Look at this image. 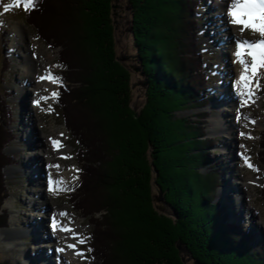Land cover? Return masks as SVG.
<instances>
[{
    "label": "trees",
    "instance_id": "trees-1",
    "mask_svg": "<svg viewBox=\"0 0 264 264\" xmlns=\"http://www.w3.org/2000/svg\"><path fill=\"white\" fill-rule=\"evenodd\" d=\"M129 3L134 46L148 82L146 101L138 112L131 105L132 72L117 55L113 0H37L34 10L27 12V21L35 24L46 42L50 38L41 21L48 25L54 21L55 32L68 42L71 57L61 50L59 60L66 67L62 81L69 84L60 87L57 100L68 127L85 148L79 154L93 156L99 150L93 152V142L82 138V127L73 126L68 113V98L75 92L71 84L82 71L88 76L87 101L83 100L88 126L97 136L99 124H106L108 130L110 147L103 144L100 150L101 157L106 156L104 165L101 157L97 169L87 165L75 195L83 197L82 205L90 202L93 213L102 211V222L92 217L98 228L92 248L102 258L96 264H264V242L240 222H229V208L218 198L228 169L211 156L219 138L207 136L211 112L200 110L214 100L205 93L212 79L207 60L211 53L205 50L202 35L206 1ZM79 51L86 54V66L75 64L78 57L73 52L78 55ZM9 67L5 62V68ZM11 93L0 96V227L9 220L8 211L1 209L9 194L4 170L17 161L6 149L18 138L11 127L13 109L6 99ZM76 103L75 112L81 108ZM192 109L199 112L179 115ZM260 157L264 164V148ZM90 175L93 188L88 189ZM154 189L162 193L172 215L158 209ZM178 242L187 246L190 263L183 261ZM0 264L14 263L1 259L0 252Z\"/></svg>",
    "mask_w": 264,
    "mask_h": 264
},
{
    "label": "rangeland",
    "instance_id": "rangeland-1",
    "mask_svg": "<svg viewBox=\"0 0 264 264\" xmlns=\"http://www.w3.org/2000/svg\"><path fill=\"white\" fill-rule=\"evenodd\" d=\"M205 1L207 8L201 14L202 35L205 36L203 40L205 50L211 53L207 60L211 66L209 69L212 75L205 93L214 100L200 110L209 109L211 113L206 127L212 137L219 138L211 148V156L223 162L224 167L228 169L225 173L228 174L224 179L225 186L218 189L219 198L223 199L222 201L229 208V222H240L243 228L257 236L260 242H264V164L260 157V152L264 148V69H260L255 77L256 84L260 86L253 84L254 93L246 99V90L238 83L242 65L235 56V38L256 41L260 39V36L251 30L242 32L240 27L231 23L228 10L232 0ZM9 5L12 6L8 7ZM6 7L7 11H5ZM130 9L129 0H113V26L117 55L118 59L132 72L131 105L138 112L145 104L147 87L141 84L146 79L142 76L143 69L134 46ZM220 14L226 15V18L222 20ZM41 22L42 25L44 24V32L49 36L50 42H46L39 35L35 24L27 21V11L23 5L16 6L13 0H0V96L4 97L7 92L12 91L11 96L6 99L10 100V107L13 109L14 122L11 127L18 136L17 140L6 148L9 153L16 155L17 161L6 166L4 170L8 176L9 194L4 199L1 209L8 211L9 220L7 226L0 227L1 259H10L14 264H45L43 260L48 261V258L52 259L53 264H61L60 260L63 264L102 263V258L98 259L92 248L93 233L98 229L92 217L95 215L102 222V211L93 213L90 202L86 200L82 205L83 197L76 199L75 195L78 186L82 184L83 172L87 165L90 164L97 169L100 166L97 160L101 157V147L103 144L105 148L110 147L108 130L106 124H99V127L103 129H100V135L97 136L88 126L89 112L84 104L87 101L84 89L87 86L88 76L85 71H82L81 75L75 76L76 80L71 84L75 92H73L74 96L68 98L72 102L71 105L69 101L68 113L72 125L82 127L84 132L82 138L93 142V152L97 148L99 150L93 156H90L88 152L87 156L79 154V150L85 153V148L67 124L63 109L57 100L61 94L60 87L69 82L62 81L54 84L55 92L59 93L58 97H52L53 90H49L45 84L40 83L41 76L45 74L44 62H47L50 56L52 57L47 63L50 66L47 68L48 72L62 78L64 64L59 59L61 50L62 52L65 50V54L71 57L70 53L67 54L65 46L68 42L55 32L54 21L50 25ZM73 53L76 58L78 57V61L75 60L76 66L87 65L84 52L79 51L78 55ZM8 56L9 58L6 59ZM33 58H35L34 61ZM42 59L44 62L41 61ZM245 59L250 61L251 58L245 57ZM71 61L73 63V60ZM5 62L10 65L9 68H5ZM27 63L30 65L29 70L25 67ZM138 67H140L139 72L136 71ZM242 92L245 95H241ZM48 96L53 98L51 102ZM77 96L78 98H75ZM37 100L40 101L39 104L36 103ZM74 101H77V106L81 104V108L76 112V107L73 106ZM220 102L227 104L231 123H223L221 118L211 127L212 117L223 114ZM184 112L191 115L199 110L181 111V113ZM182 115L184 114L180 116ZM77 116L81 118L78 119ZM213 128H216L215 131ZM101 132L105 135L101 136ZM100 136L104 139L102 144L99 143ZM53 141L57 144L54 145ZM229 142L231 144L228 148ZM101 160L100 164L105 162L106 156ZM57 165L59 167H56ZM34 169H39L37 176ZM92 178L90 175L87 187H92ZM50 180L65 181L63 185L57 183L55 186L68 190L50 191ZM99 187L97 189H100ZM153 195H155L154 198L156 197L158 209L172 215V210L164 203L162 193L154 189ZM95 198L97 199L96 196ZM33 201H37V205L32 204ZM43 206L46 210L41 212L38 208ZM61 213H67V216L74 221L73 231L76 233L77 240L71 239L73 236L67 233L68 235L64 234L61 237L59 243L58 240L56 241L54 237L56 231L52 223L55 218L60 225L65 218L60 215ZM104 213L107 212L104 211ZM36 217L39 218L38 220L45 219V226H41L43 228H38L36 223L33 224V218ZM39 222L43 225L42 221ZM47 230L48 236L49 231L53 232L50 239L46 235ZM55 243L60 244L65 250L71 248L70 244H75L81 256L77 260H63L61 251ZM46 245H52L53 249L46 248ZM40 248H44V257L42 253H39ZM182 253L186 259L191 257L189 252ZM191 261L192 258L186 263Z\"/></svg>",
    "mask_w": 264,
    "mask_h": 264
},
{
    "label": "snow or ice",
    "instance_id": "snow-or-ice-1",
    "mask_svg": "<svg viewBox=\"0 0 264 264\" xmlns=\"http://www.w3.org/2000/svg\"><path fill=\"white\" fill-rule=\"evenodd\" d=\"M14 5H23L25 11L30 12L36 7L37 0H13ZM9 5L8 7H11ZM8 8H5L7 11ZM228 15L231 17V23L241 28V31L251 30L259 34L260 39L256 41H248L242 38H235V56L238 58V62L242 65V72L238 83L246 90V99L250 98L253 93V84H256L255 77L260 69H264V0H232L231 6L228 10ZM250 57V61L245 59ZM41 80H47L52 83L62 82V78L56 77L52 73H48L45 76H41ZM259 87V84H256ZM245 95V93H241ZM59 93L53 91L52 97H58ZM40 103L39 100L36 101ZM54 145L57 144L53 141ZM56 167H59L58 165ZM252 167V165H249ZM50 191H66L63 187L57 188L55 185L59 183L63 185L65 181H53L50 180ZM62 216H67V213H61ZM53 228L57 227V222L53 218ZM60 229L66 233H70L73 230L71 228H65L63 221L60 222ZM75 238V237H74ZM83 243V241H81ZM69 247L75 248V244H70ZM60 251H63L61 249Z\"/></svg>",
    "mask_w": 264,
    "mask_h": 264
},
{
    "label": "bare ground",
    "instance_id": "bare-ground-1",
    "mask_svg": "<svg viewBox=\"0 0 264 264\" xmlns=\"http://www.w3.org/2000/svg\"><path fill=\"white\" fill-rule=\"evenodd\" d=\"M220 17H221V19L223 20V19H225L226 18V15H222V14H220ZM223 17V18H222ZM223 24H225V23H223ZM215 35H217L216 34V32H215ZM16 44H18V43H16ZM16 46V45H15ZM36 56V54H34V57ZM52 56H50L49 58H47V62H44V60L42 59L41 61L42 62H44V70H45V74H44V76L45 75H47L49 72H48V70L49 69H47L48 67H50L47 63H49L48 61H49V59L51 58ZM35 58H37V56L35 57ZM35 58H33V61L35 60ZM41 61H39V63L41 64ZM26 67V70H29L30 69V65H29V63H27V65L25 66ZM64 68H66L65 66H63V70H64ZM40 83H43V84H45V86H47V88L49 89V90H53V91H56V89H54V84L55 83H52V82H49V81H47V80H40ZM49 92V91H48ZM222 92V91H221ZM32 94V93H31ZM48 94V93H47ZM48 99H49V102H51V100L53 99L52 97H49L48 96ZM231 100H233L232 98H231ZM246 101H249V100H246ZM220 103H222V108H223V114H222V116H219V117H216V116H214V117H212V119H211V127L212 126H214V122H216V121H218V120H221V118H222V120H221V122H223V123H231L230 122V120H229V114H228V106H227V104H225V103H223V102H220ZM223 106H226V107H223ZM221 108V107H220ZM224 109H226V111L224 110ZM224 116V117H223ZM227 118V119H226ZM214 129H216V128H213V130ZM226 129V128H225ZM225 129H223L224 131H226ZM215 131V130H214ZM221 131V130H220ZM230 134V133H229ZM227 139H229V137L227 138ZM235 140V139H234ZM229 144H231V142H229L228 144H227V147L229 148ZM61 150H62V148H61ZM34 170H36V173H35V171ZM33 171H34V173H35V176H37L38 174H39V169H34ZM38 172V173H37ZM51 175V174H50ZM223 193H225V192H223ZM40 197V196H39ZM39 200H41L40 198H39ZM223 200V199H222ZM229 200V199H228ZM224 201V200H223ZM32 204H34V205H37V201L35 202V201H33L32 202ZM41 212H43V211H45L46 209H45V206H43V207H41V208H38ZM34 220H33V224H38V228H43L44 226H45V224H44V222H45V219L44 218H40L41 220H38L39 218L38 217H36V218H33ZM39 221H42V223H43V225H40L41 223L39 222ZM57 222V227L55 228V231H56V235L54 234V237H56V241L59 243L61 240V237H63V235L64 234H67L65 231H63V230H61L60 229V225H58L59 224V221H56ZM63 224H64V227L65 228H71L72 230H74V226H75V223H74V221L70 218V217H65L64 218V220H63ZM36 226V228H37V225H35ZM41 226H43V227H41ZM42 230V229H41ZM52 233L53 232H50L49 231V236H48V230L46 231V235L49 237V239L51 238V236H52ZM68 235V234H67ZM69 235H72L73 236V238H71V239H74V240H77V238H76V233L74 232V231H72V232H70L69 233ZM75 237V238H74ZM48 239V238H47ZM73 240V241H74ZM56 244L55 243V246L57 247V248H59L60 250L61 249H63V251H61V257H62V259L63 260H67V261H69V260H77V258L78 257H80L81 256V254H80V251H79V249H78V247L76 246V248H70L69 250H65L60 244ZM46 248H50V249H53V247H52V245H46ZM46 248H45V250H46ZM39 250H41V252H39V253H42L43 254V257H44V248H40ZM42 257V256H41ZM59 257V256H58ZM57 257V258H58ZM59 260H60V258H59ZM61 261V264H63V262H62V260H60ZM43 263H45V264H53L52 263V259H49L48 258V261H46V260H43Z\"/></svg>",
    "mask_w": 264,
    "mask_h": 264
},
{
    "label": "water",
    "instance_id": "water-1",
    "mask_svg": "<svg viewBox=\"0 0 264 264\" xmlns=\"http://www.w3.org/2000/svg\"><path fill=\"white\" fill-rule=\"evenodd\" d=\"M131 31H133V28H131ZM136 71L139 72V71H140V67L136 68ZM142 75H143V72H142ZM141 84H142L143 86L147 87L148 82H147V81H144V82H142ZM186 113H188V112H186ZM186 113H185V112H184V113L179 112V115H180V114H184V115H186ZM209 121H210V120H209ZM210 123H211V121H210ZM207 131H208L207 136L212 137V135L209 133V130H208V129H207ZM219 197H220V194H218V198H219ZM218 198H217V199H218ZM177 248L179 249L180 252H183V251L188 252L187 246H186V245H182L180 242H178V244H177ZM182 259H183V261L186 262V261H190V260H191V257H188V258L186 259V257H184V256H183V253H182ZM195 264H199V263L196 262Z\"/></svg>",
    "mask_w": 264,
    "mask_h": 264
}]
</instances>
